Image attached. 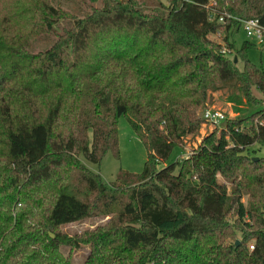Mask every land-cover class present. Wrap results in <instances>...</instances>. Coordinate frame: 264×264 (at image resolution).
Returning a JSON list of instances; mask_svg holds the SVG:
<instances>
[{"label":"trees","instance_id":"1","mask_svg":"<svg viewBox=\"0 0 264 264\" xmlns=\"http://www.w3.org/2000/svg\"><path fill=\"white\" fill-rule=\"evenodd\" d=\"M52 1L0 0V264H77L83 246L81 264H264V158L249 150L264 146V68L233 40L241 21L264 27V0H62L82 17ZM41 36L55 41L30 52ZM216 92L254 108L159 168ZM121 117L147 156L107 184L85 162L119 158Z\"/></svg>","mask_w":264,"mask_h":264},{"label":"rangeland","instance_id":"2","mask_svg":"<svg viewBox=\"0 0 264 264\" xmlns=\"http://www.w3.org/2000/svg\"><path fill=\"white\" fill-rule=\"evenodd\" d=\"M54 6H59L66 11L71 12L72 14L82 17L88 10L78 2H66L62 0H53ZM137 5L145 12H150L152 10L159 8V3L166 4L165 0H136ZM88 5L93 8H99L103 4V0H87ZM235 20V19H234ZM71 26L70 20L61 21L57 26L56 30L60 31L61 28H68ZM213 40L220 43L221 39L212 36ZM233 40L236 47H240L243 42L248 41L244 32L240 30L238 33L233 35ZM55 41L54 37L51 36H41L37 38L30 45V52L36 53L42 50L49 48ZM235 55H233L234 57ZM248 59L258 67L264 68V54H262L261 47L255 45V48H252L248 51ZM238 66L241 67V64L238 63ZM254 96L261 101V105L264 106V94L259 93L253 90ZM254 108L253 105L243 101L241 107V112L238 113L234 106L227 102V95L223 92H216L210 95V102L206 105L204 111L199 115L202 118L203 123L200 126V130L195 136H188L184 139L183 147L174 149L171 156L165 164H160L159 168H163L168 164H171L179 159L187 158L192 149H195L197 145L201 142L202 137L209 132H212L215 128H220L221 123L211 124L210 122L204 119V115L207 112H219L224 115L225 121L237 118L240 115L246 114ZM119 129V148L120 155L116 159L113 157L111 152H108L103 158L100 165H94L86 163L87 167L92 171L99 174L102 181L109 184L112 183L117 173L120 170L127 171L129 173H140L143 169L144 162L146 160V150L141 144L135 133L132 131L126 120L121 117L118 123ZM251 156L254 158H264V146L254 144L250 147ZM249 198L248 196L243 197L242 201L244 204H247ZM107 221L106 219H92L80 223H73L66 225L62 228V231L70 237L74 235H80L82 232L89 231L95 226L100 225ZM239 236V234H238ZM250 246V244H249ZM89 252L88 246L80 247L79 250H73L71 255L75 263L81 264L85 256Z\"/></svg>","mask_w":264,"mask_h":264},{"label":"built area","instance_id":"3","mask_svg":"<svg viewBox=\"0 0 264 264\" xmlns=\"http://www.w3.org/2000/svg\"><path fill=\"white\" fill-rule=\"evenodd\" d=\"M219 22H222V18ZM241 30L249 41H252L259 46L264 45V27L261 26L257 20L241 21ZM204 119L215 125L222 123L225 120V117L219 112H207L204 115ZM250 249H252V247H250Z\"/></svg>","mask_w":264,"mask_h":264},{"label":"water","instance_id":"4","mask_svg":"<svg viewBox=\"0 0 264 264\" xmlns=\"http://www.w3.org/2000/svg\"><path fill=\"white\" fill-rule=\"evenodd\" d=\"M233 63H234V64L237 63V57H236V56L233 57ZM258 159H259V158H253L252 160L256 161V160H258ZM51 237H52V236H51ZM236 244H238V243H236Z\"/></svg>","mask_w":264,"mask_h":264}]
</instances>
